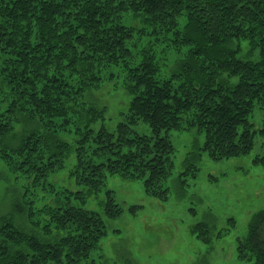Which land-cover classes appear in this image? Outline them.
Returning <instances> with one entry per match:
<instances>
[{
	"label": "trees",
	"instance_id": "trees-1",
	"mask_svg": "<svg viewBox=\"0 0 264 264\" xmlns=\"http://www.w3.org/2000/svg\"><path fill=\"white\" fill-rule=\"evenodd\" d=\"M123 1L0 0V52L9 57L2 62V74L7 75L8 87L14 84L10 90L0 86V91L4 89L11 96V106L0 108V157L10 152L26 157L25 166L49 168L53 158L64 155L69 146L75 149L54 132L70 129L74 115L79 135L76 147L89 142L90 127L101 114L91 107L82 110L86 103L79 98L118 61L128 69L127 79L135 96L131 113L151 122L152 132L131 143L142 149L134 151L121 145L123 139L130 141L131 123H121L116 142L108 130L100 131L93 150L79 155L92 164L81 169L89 167L92 180L99 185L103 171L121 165L129 169L140 158L150 173L147 182H166L170 173L156 167L168 159L172 146L160 131L190 114L196 116L195 126L205 129L202 150L212 158L244 155L253 148L258 130L249 117L256 106H264V0ZM127 7L140 14L141 22L172 30L174 43L190 46L189 56L176 66L175 76L159 79L160 67L151 52H145L139 62L134 60L127 47L134 30L122 24L118 15ZM181 19H186L183 26L178 24ZM238 38L248 39L251 48L259 46L261 57L256 59L250 50L246 54L251 60L236 56L237 51L230 47ZM7 115L22 125L17 146L11 144L14 130L6 121ZM21 116L46 123L45 131L29 129ZM100 153L106 158L97 162L94 155ZM258 160L264 161V154ZM68 200L57 198L49 216L44 214L46 223H33L32 227L42 233L21 231L12 217L1 216L0 264H81L87 259L106 228L104 215ZM24 207L22 197L15 201L16 210ZM108 209V218L120 213ZM239 244L241 252H248L241 254L242 258L255 257L253 264H264V210L253 217L248 235Z\"/></svg>",
	"mask_w": 264,
	"mask_h": 264
},
{
	"label": "rangeland",
	"instance_id": "rangeland-1",
	"mask_svg": "<svg viewBox=\"0 0 264 264\" xmlns=\"http://www.w3.org/2000/svg\"><path fill=\"white\" fill-rule=\"evenodd\" d=\"M121 4L114 5V10ZM118 15L122 24L134 30L133 39L127 43L134 60L139 62L145 52H151L160 67L157 77L163 80L170 74L175 76L178 73L176 66L188 58L190 46L174 43L172 30L141 22L140 14L128 7L120 10ZM185 22L186 19H181L178 24L183 26ZM36 34L35 29L34 36ZM230 48L245 60L252 59L246 54L249 50L256 59L261 57L260 47L251 48L246 38L234 39ZM8 58L7 53L0 52V86L10 90L14 84L10 82L12 85L8 87L7 75L2 74L1 67ZM127 72V67L120 61L109 65L99 81L92 82V88L79 98L85 99L82 110L91 107L101 114L90 127L93 133L89 142L76 147L79 135L74 115V124L67 131L52 128L69 145H75V149L71 150L69 146L70 150L67 149L64 155L53 158L49 168L39 169L33 164L25 166L26 157L20 158L14 153L1 155L0 217H12L21 231H37V227H32L33 223L35 226L43 220L46 223L44 214L49 216L54 200L67 201L68 197V203L104 215L106 225L98 245L81 264H253L255 257L252 260L242 258L241 254L248 252L245 249L241 252L239 240L248 235L253 217L264 210V161L258 160L264 154V130L260 131L264 127V106H256L249 117L258 131L253 148L244 155L212 158L202 150L205 129L197 128L196 116L190 114L181 117L171 128L160 131L172 146L168 159L159 163L161 167H156L170 173L166 182H147L150 173L141 165L140 158L129 169L121 165L113 171H103L98 177H102L99 185L92 180L93 172L89 167L81 169L92 164L79 156L93 150L99 132L108 130L116 142L121 123H131L130 141L123 139L121 145L134 151L142 149L131 143L152 132L151 122L131 113L135 96ZM10 97L1 89L2 110L11 106ZM28 117L21 116L20 120L27 123L29 129L45 131L46 123L37 118L27 120ZM13 118L7 115L6 121L12 126L14 136L10 138L11 133L6 140L10 138L11 144L17 146L22 125ZM94 157L99 162L105 160L106 155L100 153ZM41 162L46 163L45 160ZM21 197L26 207L18 211L15 201ZM106 207H109L108 211L111 208L112 212H117L114 209H118L120 213L108 218Z\"/></svg>",
	"mask_w": 264,
	"mask_h": 264
}]
</instances>
